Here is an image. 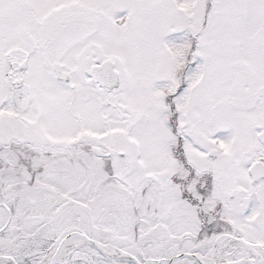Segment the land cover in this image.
Wrapping results in <instances>:
<instances>
[{
    "label": "snow or ice",
    "instance_id": "6c2138e0",
    "mask_svg": "<svg viewBox=\"0 0 264 264\" xmlns=\"http://www.w3.org/2000/svg\"><path fill=\"white\" fill-rule=\"evenodd\" d=\"M0 264H264V0H0Z\"/></svg>",
    "mask_w": 264,
    "mask_h": 264
}]
</instances>
